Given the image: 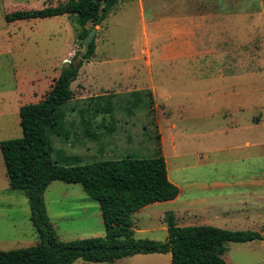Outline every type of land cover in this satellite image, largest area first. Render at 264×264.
I'll list each match as a JSON object with an SVG mask.
<instances>
[{"label":"rangeland","instance_id":"374dc122","mask_svg":"<svg viewBox=\"0 0 264 264\" xmlns=\"http://www.w3.org/2000/svg\"><path fill=\"white\" fill-rule=\"evenodd\" d=\"M65 1L0 0V141L22 136L19 107L42 99L82 47L73 13L13 22L5 15ZM112 8L95 26V54L83 60L72 98L60 108L64 135H50L52 159L72 166L154 158L158 135L168 177L181 188L161 209L216 193L239 200L232 191L244 187L220 192L210 185L264 179V0H125ZM44 200L60 240L104 235L98 202L79 183L52 181ZM152 223L155 230L134 237L164 240L161 221ZM38 241L28 199L10 188L0 152V250ZM225 246L227 264H264V240ZM130 259L112 264H171Z\"/></svg>","mask_w":264,"mask_h":264},{"label":"trees","instance_id":"16d2710c","mask_svg":"<svg viewBox=\"0 0 264 264\" xmlns=\"http://www.w3.org/2000/svg\"><path fill=\"white\" fill-rule=\"evenodd\" d=\"M102 1L106 5L100 16ZM117 2L66 0L40 9L15 10L7 13L5 20L13 22L73 13L78 18V37L82 45L88 32L105 19ZM95 48L93 38L77 67L71 62L70 67L53 80L42 99L19 107L20 138L0 141L9 186L22 191L28 199L30 220L39 238L34 245L0 250V264H74L77 259L95 263L114 262L123 257L147 253H170L171 264H227L224 259L227 242L264 240V233L249 229L230 230L207 224L180 226L172 212L165 213V240L135 238L132 214L148 204L173 200L179 194V187L168 177L158 135L154 158L126 155L72 166L52 159L50 135H64L60 108L72 98L71 83L76 80L83 60L88 61L94 56ZM83 123L88 132L89 123ZM55 180L79 183L84 192L98 202L103 236L66 241L58 238L44 201L46 188Z\"/></svg>","mask_w":264,"mask_h":264},{"label":"crops","instance_id":"0c3cea01","mask_svg":"<svg viewBox=\"0 0 264 264\" xmlns=\"http://www.w3.org/2000/svg\"><path fill=\"white\" fill-rule=\"evenodd\" d=\"M125 0H118L113 8H118L123 4ZM128 1V0H126ZM112 8V11H113ZM175 184V183H174ZM178 185V184H175ZM196 187L200 189H205L203 183H196ZM210 187L216 189L220 188V192H223L224 189H235L244 187L237 191H232L239 196V200L232 201L230 199H223L225 193H216L210 199L206 197H200L198 199H188L186 201V206L183 209H161V205L166 202H176L181 196V188L179 187V194L173 200L163 201V202H154L144 206L143 208L135 211L132 214L133 220V231L136 233H143L148 231L155 230L156 224L152 223L153 220L161 221V226L158 227L160 230L165 231V239L167 236V225L165 223L164 217L166 212H172L175 217V222L180 226L186 225H220L222 224L225 228H228V224L231 223H240L247 229L258 231L264 233V179L263 178H252L249 183L244 179H235L227 181L215 182ZM45 193V192H44ZM248 194V196H246ZM232 195V194H231ZM230 195V196H231ZM45 201V200H44ZM46 205V204H45ZM99 206V204H98ZM47 209V208H46ZM83 209L89 214L95 213L93 209H96V206L84 205ZM100 211V208H99ZM179 212H183V217L179 216ZM100 217L101 211H100ZM181 217V222L178 218ZM139 219L145 220L144 229L142 226H138L137 222ZM103 223V222H102ZM164 239V240H165ZM130 261L134 259L138 260H153L159 258H167L170 260V253H147V254H134L131 256L123 257L115 260L114 262H99L98 264H107V263H116L124 262L127 258H131Z\"/></svg>","mask_w":264,"mask_h":264},{"label":"water","instance_id":"95a60500","mask_svg":"<svg viewBox=\"0 0 264 264\" xmlns=\"http://www.w3.org/2000/svg\"><path fill=\"white\" fill-rule=\"evenodd\" d=\"M106 5V3L104 1H102L100 3V6H99V15L102 16L103 15V10H104V6ZM91 23H89L88 25H90ZM96 34V28L93 27L89 32L88 34L84 37V39L82 40V47L81 49L78 51V53L75 55V57L73 58V60L71 61L72 64L77 67L83 57L85 56V54L88 52L89 50V47H90V42L92 41V39L94 38Z\"/></svg>","mask_w":264,"mask_h":264}]
</instances>
